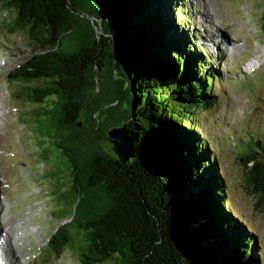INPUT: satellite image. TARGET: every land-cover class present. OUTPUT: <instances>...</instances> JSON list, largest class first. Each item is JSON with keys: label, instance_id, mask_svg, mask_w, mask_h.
I'll return each instance as SVG.
<instances>
[{"label": "trees", "instance_id": "trees-1", "mask_svg": "<svg viewBox=\"0 0 264 264\" xmlns=\"http://www.w3.org/2000/svg\"><path fill=\"white\" fill-rule=\"evenodd\" d=\"M99 1L107 7L113 0ZM115 1L114 19L131 52L132 133L161 207L187 227L189 264H262L253 229L227 199L215 148L200 133L199 116L215 106L220 74L189 29L188 8L175 0ZM9 27L36 48L9 82L21 84L18 99L39 108L37 117H49L46 127L68 180L58 200L72 210H62L71 222L54 236V254L69 252L80 264H171L158 253L147 258L153 245L124 193L125 168L93 129L77 128L83 109L91 115L95 109L66 50L51 51L57 40L44 42L24 23ZM87 122L91 128L90 117ZM245 141L238 142L245 188L264 206V138Z\"/></svg>", "mask_w": 264, "mask_h": 264}, {"label": "rangeland", "instance_id": "rangeland-1", "mask_svg": "<svg viewBox=\"0 0 264 264\" xmlns=\"http://www.w3.org/2000/svg\"><path fill=\"white\" fill-rule=\"evenodd\" d=\"M175 1L189 9V29L220 74L214 85L215 106L199 116L200 133L215 148L227 199L253 229L264 264V206L258 207L259 200L245 188L239 161L243 147L238 143L264 138V0H210L220 22L204 18V0ZM8 19L0 7V134L5 136L0 138V216L5 213L12 221L9 232L21 263L8 256L9 261L0 264H80L71 253L56 255L52 249L54 236L71 222L63 213L72 210L58 200L68 180L46 127L49 117H37L39 108L18 99L24 92L21 84L9 82L36 48L24 34L8 31ZM236 41L232 48L230 43ZM10 227H3L0 217V239Z\"/></svg>", "mask_w": 264, "mask_h": 264}, {"label": "water", "instance_id": "water-1", "mask_svg": "<svg viewBox=\"0 0 264 264\" xmlns=\"http://www.w3.org/2000/svg\"><path fill=\"white\" fill-rule=\"evenodd\" d=\"M90 1L5 0L0 1V7L10 16L9 25L24 23L44 42L57 40L51 51L63 47L73 62V70L83 77L81 83L95 111L91 115L84 108L77 128L93 129L101 145L125 168L124 193L135 218H140L148 229L153 245L147 258L158 253L171 264H189L191 242L187 227L178 218L171 219L161 207L138 139L132 133L128 71L131 52L114 19L119 6L115 0L107 7L99 0Z\"/></svg>", "mask_w": 264, "mask_h": 264}, {"label": "bare ground", "instance_id": "bare-ground-1", "mask_svg": "<svg viewBox=\"0 0 264 264\" xmlns=\"http://www.w3.org/2000/svg\"><path fill=\"white\" fill-rule=\"evenodd\" d=\"M204 3H205V5H204V8H205L204 18L207 20V22H210V19H212V20L215 19V21H219L218 20L219 19L218 12L216 11V9H214V8H212L210 6L211 1L210 0H204ZM214 37L217 38V35H215ZM230 44H231L232 48H236V46L238 44V41H236V43H230ZM232 51H234V49H232ZM0 119H2L1 116H0ZM3 125H4V123H3ZM4 137L5 136L3 134H0V138H4ZM0 217H1V221H2V226L5 227V228L10 227V223L12 221L6 219L7 218V215L4 213ZM10 230H12L11 227L9 228L8 231H6V235H5V239H6L5 240V243H6V246L1 249V245H0V250H1L0 263H5L8 260V256H10V258L12 256L14 260H16V261H18V262L21 263V257L19 256V254L17 252V249H16V245L17 244H15L14 237L12 235V232H9ZM2 235H3V233H2Z\"/></svg>", "mask_w": 264, "mask_h": 264}]
</instances>
